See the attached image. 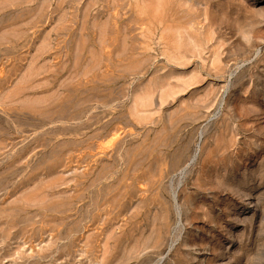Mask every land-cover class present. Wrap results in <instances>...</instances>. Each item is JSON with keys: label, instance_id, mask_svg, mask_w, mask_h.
<instances>
[{"label": "rangeland", "instance_id": "obj_1", "mask_svg": "<svg viewBox=\"0 0 264 264\" xmlns=\"http://www.w3.org/2000/svg\"><path fill=\"white\" fill-rule=\"evenodd\" d=\"M0 264H264V0H0Z\"/></svg>", "mask_w": 264, "mask_h": 264}]
</instances>
